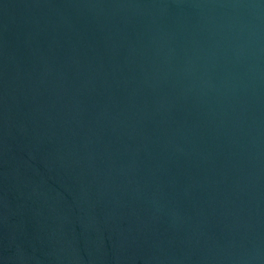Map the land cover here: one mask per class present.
Segmentation results:
<instances>
[{
    "label": "water",
    "instance_id": "water-1",
    "mask_svg": "<svg viewBox=\"0 0 264 264\" xmlns=\"http://www.w3.org/2000/svg\"><path fill=\"white\" fill-rule=\"evenodd\" d=\"M0 264H264V0H0Z\"/></svg>",
    "mask_w": 264,
    "mask_h": 264
}]
</instances>
